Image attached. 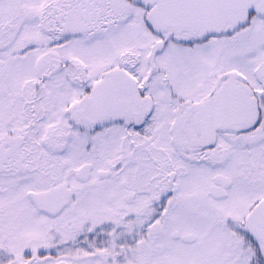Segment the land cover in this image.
Returning a JSON list of instances; mask_svg holds the SVG:
<instances>
[{
	"label": "snow or ice",
	"instance_id": "6c2138e0",
	"mask_svg": "<svg viewBox=\"0 0 264 264\" xmlns=\"http://www.w3.org/2000/svg\"><path fill=\"white\" fill-rule=\"evenodd\" d=\"M0 264H264V0H0Z\"/></svg>",
	"mask_w": 264,
	"mask_h": 264
}]
</instances>
